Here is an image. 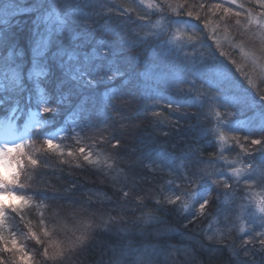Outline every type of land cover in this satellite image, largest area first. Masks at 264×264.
I'll list each match as a JSON object with an SVG mask.
<instances>
[{"label":"snow or ice","instance_id":"obj_1","mask_svg":"<svg viewBox=\"0 0 264 264\" xmlns=\"http://www.w3.org/2000/svg\"><path fill=\"white\" fill-rule=\"evenodd\" d=\"M249 2L0 0V264H264V0ZM181 57L170 98L132 111L127 65ZM238 87L259 136L228 119ZM190 229L191 254L169 235Z\"/></svg>","mask_w":264,"mask_h":264},{"label":"trees","instance_id":"obj_2","mask_svg":"<svg viewBox=\"0 0 264 264\" xmlns=\"http://www.w3.org/2000/svg\"><path fill=\"white\" fill-rule=\"evenodd\" d=\"M249 7H254L249 0L246 1ZM259 9V8H254ZM243 22V21H242ZM102 24L103 21H100ZM231 33H235L236 31V24L232 25L229 29ZM237 39H243L241 37H237ZM253 45L254 47H258L261 45L259 40H255L254 42L251 41H245V45ZM227 48L225 46L221 49L222 51H226ZM135 51L142 52V48H137ZM189 53H191L192 49H187ZM229 53H233V58L237 59L238 62L241 61V58L238 55L234 54L233 49H228ZM205 57L210 55V52L207 48L203 49ZM177 55V54H173ZM191 59V57H189ZM197 59H199V51L197 52ZM183 67V57L180 59L174 60V61H165L163 59H155V58H149L148 63L145 64L144 61L136 62L132 61L130 64L127 65V71L132 75L134 83H136L140 91L136 94V99L132 100L131 97L129 99L131 100V110L135 111L138 107H142L143 104L146 102L143 98L148 94V91H151L152 93H159L161 96H165L166 98H170V95L173 91L170 81L176 77L181 75V69ZM245 70H248L247 68ZM148 73L151 76L150 80H147L145 82L143 73ZM255 79V77H253ZM242 79V78H241ZM245 87H248L247 85ZM261 88H264V84H260ZM248 91L253 93L255 95L254 90L251 88H248ZM232 95L236 98V107H229L228 111H233L236 113L235 117H228V119L232 120L234 124H236L237 121H241L243 123H240L236 125L240 128V136L241 138L244 135L249 134V125L252 124L254 127L253 134L256 136H259L261 133L259 132V125H260V119H259V106L252 104L251 98H248V103L245 105L242 102V98L244 96L242 88H236L233 90ZM192 111H195L193 109ZM221 111H224V109H221ZM44 115V114H42ZM209 150H213L212 148H209ZM230 155H234V153H231ZM171 219V217H169ZM170 236L174 237V239L171 240L172 243H182L183 246L186 248V250L191 254L195 252L201 243L202 236L199 234H196L194 230H189L184 235H177L176 233H169Z\"/></svg>","mask_w":264,"mask_h":264},{"label":"rangeland","instance_id":"obj_3","mask_svg":"<svg viewBox=\"0 0 264 264\" xmlns=\"http://www.w3.org/2000/svg\"><path fill=\"white\" fill-rule=\"evenodd\" d=\"M246 1H248V0H238L237 6H233V7L235 8L236 11H239L240 9H239L238 5L241 4V3H243L244 6H245V8H248V4L246 3ZM213 2H215V3H223L224 0H209V3H213ZM254 11L259 12V11H261V9H257V10L254 9ZM223 15H224L223 13H220L219 15H210L208 17L214 23H217V24H220L221 25L220 26V32H219V35L221 37L224 35V28L227 27L228 30H229L230 27H232V25H235L236 24V20H237V17L233 14V15H230L228 17H225L223 23H221L220 16H223ZM222 43H224V42L222 41ZM224 46H225V48H227L225 52H229L228 49L230 47L227 45V43H224ZM260 48H261V45L259 46V48L258 47H254L253 45H250V44L245 45V50L246 51H256L258 54H259V49ZM244 86H246V84ZM248 88L251 89V87H248ZM28 247L31 250L34 247V243L31 242V241H29L28 242Z\"/></svg>","mask_w":264,"mask_h":264}]
</instances>
